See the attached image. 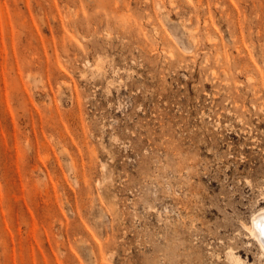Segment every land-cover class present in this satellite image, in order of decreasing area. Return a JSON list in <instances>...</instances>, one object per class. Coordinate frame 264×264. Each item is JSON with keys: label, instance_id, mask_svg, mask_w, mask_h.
Returning a JSON list of instances; mask_svg holds the SVG:
<instances>
[{"label": "rangeland", "instance_id": "374dc122", "mask_svg": "<svg viewBox=\"0 0 264 264\" xmlns=\"http://www.w3.org/2000/svg\"><path fill=\"white\" fill-rule=\"evenodd\" d=\"M264 0H0V264H264Z\"/></svg>", "mask_w": 264, "mask_h": 264}, {"label": "bare ground", "instance_id": "6f19581e", "mask_svg": "<svg viewBox=\"0 0 264 264\" xmlns=\"http://www.w3.org/2000/svg\"><path fill=\"white\" fill-rule=\"evenodd\" d=\"M243 228L248 233L251 240L256 243L260 249L261 256L264 262V208H260L256 213H254L247 225L243 224ZM230 260L235 264H245L238 256L233 253H229Z\"/></svg>", "mask_w": 264, "mask_h": 264}]
</instances>
